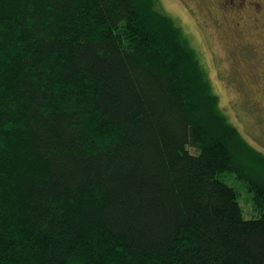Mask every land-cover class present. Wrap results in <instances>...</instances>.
<instances>
[{
  "label": "trees",
  "instance_id": "obj_1",
  "mask_svg": "<svg viewBox=\"0 0 264 264\" xmlns=\"http://www.w3.org/2000/svg\"><path fill=\"white\" fill-rule=\"evenodd\" d=\"M159 4L0 0V264H264V150Z\"/></svg>",
  "mask_w": 264,
  "mask_h": 264
},
{
  "label": "rangeland",
  "instance_id": "obj_2",
  "mask_svg": "<svg viewBox=\"0 0 264 264\" xmlns=\"http://www.w3.org/2000/svg\"><path fill=\"white\" fill-rule=\"evenodd\" d=\"M214 4L215 0H160L159 7L176 20L198 49L230 121L253 146L264 150L263 44L250 41L249 26H236V20L250 25V8H245L243 18L238 10L229 11L226 17ZM226 180L247 197L240 180ZM244 195V216L252 218L256 213Z\"/></svg>",
  "mask_w": 264,
  "mask_h": 264
},
{
  "label": "flooded vegetation",
  "instance_id": "obj_3",
  "mask_svg": "<svg viewBox=\"0 0 264 264\" xmlns=\"http://www.w3.org/2000/svg\"><path fill=\"white\" fill-rule=\"evenodd\" d=\"M214 5H217V7L222 10V14L225 12L223 15L226 17L229 11L236 12V10H238L240 12V17L243 18L245 8H250V25H247L242 21H237L236 16H233V18L236 20L237 27L241 28L245 25L249 26L250 33L252 35V39H250V41H256V39L261 41L263 44L264 52V0H220L218 4L215 0ZM240 17L238 16V19H241ZM260 77H264V62L261 64Z\"/></svg>",
  "mask_w": 264,
  "mask_h": 264
}]
</instances>
